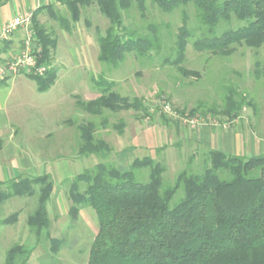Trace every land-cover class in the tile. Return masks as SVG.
<instances>
[{"label":"trees","instance_id":"1","mask_svg":"<svg viewBox=\"0 0 264 264\" xmlns=\"http://www.w3.org/2000/svg\"><path fill=\"white\" fill-rule=\"evenodd\" d=\"M9 0H0V7ZM147 1L158 9L171 13L193 5L198 21L190 28L184 13L183 24L175 35L169 55L164 53L163 31L169 26L150 23L147 33L132 30L125 24L124 14L136 6L143 15ZM71 15L73 23L81 18V7L96 4L108 19L104 32L97 30L98 62L108 68H118L130 54L144 59L161 55L164 65L175 67L184 77H197L198 72L184 67L186 51L191 43L199 53L228 57L236 46L245 45L259 51L264 46V0H58ZM33 12L32 29L36 42L42 47L40 64L50 66L43 76L25 75L37 84L40 93L49 91L58 78L53 65L58 40L37 20L40 11ZM62 30L71 32L68 19L52 13ZM244 23L216 35L223 22ZM200 33V35H199ZM10 50V43L0 53ZM256 80H264V60L257 59L252 72ZM91 81L99 96L83 100L76 96V105L92 117H103L106 111L141 112L151 117V108L141 98L123 96L116 90L117 83L104 74L92 76ZM6 80L0 82L3 85ZM253 106L243 93L229 89L220 111L202 106L190 111L173 109L167 100L160 101L158 112L164 124L191 126L208 122L210 114L218 113L228 121L240 117L244 107ZM169 107L173 114L166 112ZM179 124V125H180ZM107 119L102 126L106 128ZM79 131V155L98 157L103 161L66 179L71 201L69 216L75 222L85 208L95 211L98 230L89 248L86 264H264V153L245 157L230 155L220 150H209L207 162L198 172L181 171L174 182L164 185L165 166L151 156L136 158L127 170H120L107 162L113 148L96 137L94 122L76 126ZM120 134L125 123L113 126ZM148 170V180L142 171ZM182 190L178 202L172 201ZM54 191L50 174L19 175L0 182V205L14 197L37 198L36 209L27 217L26 227L33 239L31 245L22 241L12 245L5 264H29L40 244L48 243L50 257L58 256L67 245L66 238L50 234L49 202ZM21 212L0 219V224L15 225Z\"/></svg>","mask_w":264,"mask_h":264},{"label":"rangeland","instance_id":"2","mask_svg":"<svg viewBox=\"0 0 264 264\" xmlns=\"http://www.w3.org/2000/svg\"><path fill=\"white\" fill-rule=\"evenodd\" d=\"M146 7L145 15L136 6L125 13V24L142 34L147 33L146 27L150 23L169 26V30L163 31L166 55H169V48L183 24L184 13L189 18L190 28L198 26L193 5L171 13L160 11L151 1H147ZM51 8L40 11L37 20L58 40L53 56V65L59 70L58 79L49 91L40 93L34 80L25 75L19 76L15 79L11 103L15 107L13 115L20 129L17 141L24 149L28 147L27 155L34 154L37 163L44 161L37 169L38 173H48L54 181L48 205L52 220L50 234L55 238H66L67 245L58 256L50 257L47 253L49 244H40L29 264H86L90 245L98 230L96 213L91 208H85L72 222L68 185L64 181L103 160L79 155V131L76 126L94 122L96 137L113 148L106 161L120 170H127L136 158L146 156L161 162L165 166L166 186L172 184L184 169L201 171L209 150L230 152L237 149L238 154L245 157L263 154L264 80H256L252 72L255 61L264 60V46L259 51L245 45L236 46L232 55L223 57L199 53L190 43L184 67L198 72L197 77L182 76L175 67L164 65L161 55L142 59L130 54L117 69L108 68L97 59V30L104 32L109 26L99 7L96 4L81 7V18L77 23H73L70 13L62 5H51ZM53 12L68 19L71 32L65 33L59 22L52 19ZM242 24L236 20L231 24L223 22L216 28L215 34L221 35L225 30L236 29ZM10 51L14 49L10 48ZM77 52L80 63L75 61ZM100 74L115 81L116 90L123 96L141 98L153 115L142 117L141 112L130 110L119 113L106 111L103 117H92L81 111L76 105V96L83 100L98 97L91 77ZM229 89L243 93L254 104V107H244L240 117L233 122L219 113L210 114L208 122L192 128L180 123L164 124L158 112V105L164 99L173 109L190 111L202 106L204 110L215 108L220 111ZM105 119L108 121L106 128L102 126ZM121 120L125 123L122 134L113 127ZM202 127L212 134L210 145L203 141ZM47 130L52 133L44 134ZM148 175V170L142 171L144 181L148 180ZM182 194L180 190L171 206L178 202ZM36 206V197H14L0 205V219L21 212L15 225L0 224V264H5L6 253L12 245L21 241L31 245L33 240L25 241L33 239L26 222Z\"/></svg>","mask_w":264,"mask_h":264},{"label":"crops","instance_id":"3","mask_svg":"<svg viewBox=\"0 0 264 264\" xmlns=\"http://www.w3.org/2000/svg\"><path fill=\"white\" fill-rule=\"evenodd\" d=\"M48 5L60 6L58 0H9L5 5L0 7V30L12 19L27 13H33L38 8ZM64 32L67 33L66 31ZM21 35L24 37V32L22 30L16 32L12 38L5 43H10L11 49L19 48L23 44V37ZM5 43L1 48H4ZM9 52L10 50L0 53V63L7 57ZM75 61L80 63L78 52L75 54ZM19 76L6 80V82L0 86V182H7L15 178L17 174L41 175L38 173L37 169L44 162L42 160L41 163H37L34 154L28 153L27 155L26 149L28 147L26 146L24 149L17 141L20 129L18 122L14 119L13 114L15 113V107L11 103V99L13 97L15 79ZM45 133L51 134L52 131L47 130L44 134ZM201 135L205 144L210 145L213 141L210 131L207 128H203ZM237 151L236 149L230 152H223L230 155L242 156L239 155Z\"/></svg>","mask_w":264,"mask_h":264},{"label":"built area","instance_id":"4","mask_svg":"<svg viewBox=\"0 0 264 264\" xmlns=\"http://www.w3.org/2000/svg\"><path fill=\"white\" fill-rule=\"evenodd\" d=\"M32 20L33 13H27L12 19L1 28L0 48L20 30L24 32V37L22 46L10 51L0 63V82L19 75L43 76L50 69V66L39 63L42 47L36 42ZM166 112L173 114L169 107L166 108ZM190 124L191 127L199 125L196 120H192Z\"/></svg>","mask_w":264,"mask_h":264}]
</instances>
